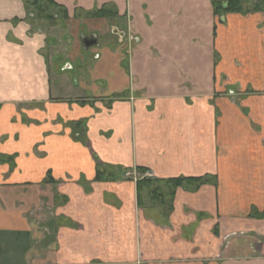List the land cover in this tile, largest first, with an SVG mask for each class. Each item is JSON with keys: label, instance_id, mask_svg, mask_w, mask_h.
Here are the masks:
<instances>
[{"label": "crops", "instance_id": "crops-1", "mask_svg": "<svg viewBox=\"0 0 264 264\" xmlns=\"http://www.w3.org/2000/svg\"><path fill=\"white\" fill-rule=\"evenodd\" d=\"M53 1L58 39L0 0V264H264V14ZM118 169L212 182L140 207Z\"/></svg>", "mask_w": 264, "mask_h": 264}, {"label": "trees", "instance_id": "trees-1", "mask_svg": "<svg viewBox=\"0 0 264 264\" xmlns=\"http://www.w3.org/2000/svg\"><path fill=\"white\" fill-rule=\"evenodd\" d=\"M211 4L215 16L218 17L228 14L264 12V0H211ZM28 8L31 10V13L34 14L35 18L44 24L56 22V13L58 14L61 21L68 20L67 13L53 0H31ZM86 15L90 18L102 19L106 18L109 13H107L105 10H100ZM126 171L127 170H123L124 173ZM136 171L140 174L145 172L144 169H137ZM117 173L119 174V169L115 171V174ZM123 174L120 175V179ZM97 180H101L98 175ZM211 182L212 179L208 177H180L170 180H156L152 178L138 179L136 181L138 205L140 207L145 205L157 206L161 208L163 207V210H166V207L170 208L171 200L173 199L175 191L178 188H183L188 191H195L202 185Z\"/></svg>", "mask_w": 264, "mask_h": 264}, {"label": "rangeland", "instance_id": "rangeland-1", "mask_svg": "<svg viewBox=\"0 0 264 264\" xmlns=\"http://www.w3.org/2000/svg\"><path fill=\"white\" fill-rule=\"evenodd\" d=\"M55 16L57 18L56 22L48 23V24L50 26V29H49L50 30V34L53 35L55 37V39H58L60 37V35H63L64 31H63V29H59V26H58L59 22L58 21H60V18L58 16V14L56 13ZM58 55H63V52L60 51L58 53ZM50 57H51V54H50ZM61 58H62V61H63L64 60L63 57H61ZM70 77H71V75H70ZM123 173H124L123 170H119V175H121ZM121 179H122V176H121ZM40 213H42V218L45 220V216L47 215L48 218L51 217V213H53V211L47 209L46 207H44V210L41 211ZM44 214H46V215H44ZM43 219L40 222H38L39 223L38 225H39L40 228L43 229V227L45 228V226H48L49 228H53V224L51 223V221L47 222L48 219L45 220V221H43ZM49 234L50 235L47 236L45 242L51 241V239H52V231L51 232L49 231ZM41 246H42V244H41ZM38 252H40V251H38Z\"/></svg>", "mask_w": 264, "mask_h": 264}, {"label": "flooded vegetation", "instance_id": "flooded-vegetation-1", "mask_svg": "<svg viewBox=\"0 0 264 264\" xmlns=\"http://www.w3.org/2000/svg\"><path fill=\"white\" fill-rule=\"evenodd\" d=\"M241 1H245V0H241ZM106 12H108V11H106ZM108 13H110V12H108ZM258 13H263L264 14V12H258ZM111 14V13H110ZM224 15H221V16H219V18H222ZM218 17V16H217ZM58 22H61V20L60 21H58ZM92 40H95V44H93V45H90L89 47H85L84 46V43L85 42H92ZM94 45H97V41H96V39L95 38H93V37H85L84 39H83V41H82V46L84 47V49H87V48H90V47H92V46H94ZM72 67H71V65H65L63 68H62V71H72ZM230 94H232V93H230Z\"/></svg>", "mask_w": 264, "mask_h": 264}, {"label": "built area", "instance_id": "built-area-1", "mask_svg": "<svg viewBox=\"0 0 264 264\" xmlns=\"http://www.w3.org/2000/svg\"><path fill=\"white\" fill-rule=\"evenodd\" d=\"M125 178H132L134 181H136L137 179H141V178H151L152 175L150 173H145L143 175H138L136 173H130L127 172L124 174Z\"/></svg>", "mask_w": 264, "mask_h": 264}, {"label": "water", "instance_id": "water-1", "mask_svg": "<svg viewBox=\"0 0 264 264\" xmlns=\"http://www.w3.org/2000/svg\"><path fill=\"white\" fill-rule=\"evenodd\" d=\"M96 42H95V40H92V42H85L84 43V46L85 47H89L90 45H93V44H95Z\"/></svg>", "mask_w": 264, "mask_h": 264}]
</instances>
